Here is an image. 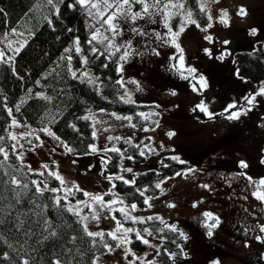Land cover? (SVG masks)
I'll return each mask as SVG.
<instances>
[{
  "label": "rangeland",
  "instance_id": "rangeland-1",
  "mask_svg": "<svg viewBox=\"0 0 264 264\" xmlns=\"http://www.w3.org/2000/svg\"><path fill=\"white\" fill-rule=\"evenodd\" d=\"M95 2L103 4V0ZM112 2L113 0H109V3ZM147 2L152 4L155 0ZM168 2L169 0H161L159 8L162 9L164 3ZM178 2L184 4V0H171V3ZM198 4L206 9L208 15L212 17L211 21L204 26L200 25L199 28L196 24L188 23L183 32L179 31L181 23L174 28L169 20L170 33L169 27L164 25L163 12L157 14V9L150 8L152 16H144L135 23L130 17L128 20L117 17L123 35L116 37L113 43L121 46V55L124 53L122 45L129 40L132 42L127 62H119L123 64L120 79L123 76L124 80L121 96L125 100L130 98L135 102H152L161 113L153 125L133 127L128 120L116 119L112 113L119 117L129 115L114 110H88L85 116L90 117L93 131H96L91 145L95 146V152L102 148L114 147L121 150L129 143L128 141L139 143L143 140L151 156L147 155L142 166L154 165L163 153L187 161L197 157L201 164L175 172H181V175L173 173L161 178L158 182L164 181L161 189H158L154 196H149L153 198L149 202L151 206L136 205L133 211L132 204L124 201L123 204L113 205L116 209L124 208L130 212L131 216L137 218L136 223L131 220L125 221L120 211L101 209L99 205H93L99 212V217L93 219L92 211L88 207H83L79 218L88 216V220L82 221L84 225L87 224L88 231L112 232L117 228L116 221L119 220L124 229L139 230L143 238L149 241L143 249H138L131 244L117 247L116 240L115 245H110L111 251L106 248L95 255L94 264H130L133 256L128 255L125 258L126 249L129 248L136 257L154 264L152 261L161 239L144 232L145 228L149 231L150 229L139 222L140 218L150 216L166 219L186 234L187 239H183L181 243L183 258L177 260L176 264H264V243L257 239L264 238V232L260 231V226L264 225V200L253 195L258 191L264 194V185H259V181L264 179V166L259 163L264 151V95L257 96L251 110L246 115H241L238 120H228L226 118L228 113L224 112L230 103H236L238 108H247L243 98L255 94L264 87V81L255 83L237 75L231 60V53L236 48L251 50L257 40H260L264 47V0H198ZM242 6L246 10V15L243 16L238 14ZM142 8L143 5L135 4L132 11L142 12ZM113 11L114 8L108 9L104 19ZM168 11L175 15L177 9L171 8ZM180 11L184 18L190 12L185 6ZM224 11L227 15L223 17L224 22H221ZM179 16L182 19V16ZM191 19L194 20L192 17ZM209 23L212 24L211 28L207 27ZM133 27L147 35H134L131 32ZM13 28L16 30L15 33L11 31ZM99 29L101 33L111 38L107 25L99 26ZM252 29H256L255 35L250 34ZM157 32L170 43L164 44L162 40H157ZM6 33L0 43V50H3L6 56H12L13 50L24 43L30 35L16 27H11ZM177 33L178 35H173ZM206 36H210L211 40L205 39ZM225 41L228 43L225 44ZM153 49L160 54L156 55ZM181 49L184 57L183 67L195 68V76L197 78L203 76L206 80L207 87L202 91H193L192 84L196 81L192 80L191 76L184 80L172 70L171 65L176 61L170 58L173 56L178 58ZM205 49L208 52H205ZM221 55L223 59H220ZM84 71H87L88 78L98 82L89 69H83L78 74L81 75ZM185 75L189 74L185 72ZM197 88L199 89V84ZM172 91H175L176 95H172ZM25 95H21L18 102L24 99ZM201 101H204L209 112L215 114L213 118H183L162 113L163 108L174 113L183 112L188 103L198 105ZM13 119L15 118L10 115L8 130L9 134L17 137V140H12L11 149L12 145L16 144V153L23 152V162L33 170L41 171L43 165H48L47 170L60 177V184L63 181L60 187L63 190L60 193L65 192L70 184L78 182L88 187L91 190L90 194L103 196L105 203L120 198L117 194L104 195L113 184V181L107 179L110 175L100 176L93 170L82 169L77 161L70 159L69 152L61 143L65 141L51 127L31 126L15 119L19 125L16 126L12 125ZM232 124L235 125V133L221 142L219 140L216 142L215 140L221 139ZM43 128H48L60 140L46 135L41 131ZM169 132H174L175 135L169 137ZM29 133L40 137L33 146L23 144L21 140L23 135ZM109 137L112 139L109 140ZM117 137L119 139H116ZM20 145H23V148ZM3 147L8 152L9 148ZM211 147L215 148L208 154ZM128 157L123 155L121 168L116 175L131 181L138 166H135ZM236 161L246 162L249 168L256 169L255 166L258 168L256 171H247L228 167L234 165ZM50 163H53V166H50ZM126 168H132V172L124 171ZM248 177H251V181ZM34 180L42 181V188L44 184L56 188L39 177H35ZM86 199L88 198L69 199L67 205H75L78 200ZM205 212L212 214L211 220L206 221ZM113 216L116 219H113ZM216 218H219L220 223L209 237L205 222L211 225L215 223ZM116 235L124 238L122 231ZM127 238L131 239V232L127 233ZM136 264H141V261L137 259Z\"/></svg>",
  "mask_w": 264,
  "mask_h": 264
},
{
  "label": "trees",
  "instance_id": "trees-1",
  "mask_svg": "<svg viewBox=\"0 0 264 264\" xmlns=\"http://www.w3.org/2000/svg\"><path fill=\"white\" fill-rule=\"evenodd\" d=\"M74 3L75 0H63V3L60 0H53L54 8L47 3V0H0V8L4 10V15H0V43L11 27L30 33L26 39L27 44L20 53L14 55L13 52V60L8 63L0 61V137H3L0 146L9 148L7 160L0 154V264H24L25 260L29 264H52L56 259H59L61 264H94L95 255L106 249L105 243L116 244V240L112 239L107 231H103L102 240L99 236H87L80 218L66 210L69 199L84 198L83 191L91 193L88 187L78 182L70 184L67 189L75 192L78 186L83 191L76 192L75 196H69L67 201L61 200L60 207L54 206L52 197L63 196L65 192H45L42 196L35 192V186L31 183L35 177L41 178L52 187L60 188L62 184L56 176H50L45 168L41 171L32 169L29 172L28 164L21 163L18 159L10 147L12 140L9 138L8 109H12L11 115L23 123L37 127H51L73 149L69 153L70 159L77 161L82 169L93 170L100 176H116L123 157L117 152L105 151L112 148H102L98 152H93L89 148L94 140L93 127L89 119H83L85 113L94 109L114 110L132 117L131 123L136 127L153 125L161 113L152 102L128 103L121 100L123 87L116 83L120 80L121 74L117 72L121 50L111 60L106 59L107 53L99 59L94 57L91 48L95 46L103 52L105 45L95 41L89 45L87 41L101 26L102 21L97 23L79 6L68 7ZM184 6L199 25L204 26L209 22L208 13L205 8V11L201 12L198 0H184ZM56 8L59 9V15L56 14ZM49 20L52 21L51 24L48 23ZM181 20V17L175 14L170 18V24L175 28ZM77 37H79V47L82 49L79 55L75 53L74 41ZM65 49L71 51L66 53ZM68 55L72 56L71 65L67 59H62V56ZM81 56L88 58L86 65L82 63ZM231 60L239 76L255 83L264 81V47L260 40L255 42L251 50L234 49ZM105 64L108 66L104 67ZM69 67L71 71L77 72V77H80L79 71L89 69L98 82L89 84L87 80L81 82L78 78L74 79ZM37 93L41 95L37 96ZM23 94H26L25 98L18 102ZM196 106L194 103H188L186 110L178 113L163 108L162 113L183 118H207L208 116L199 109L193 111ZM17 108L19 111L16 110ZM139 113H144L148 119L138 115ZM73 124L79 131L71 127ZM234 133L235 125L232 124L221 139L215 141L221 142ZM25 136L27 139L22 138ZM22 137L23 144L28 146H33L39 141L35 134L31 136L25 134ZM28 140H31V143ZM137 145L139 147H136ZM214 148L211 147L208 154ZM140 149L144 150V156L140 155ZM120 152L131 156L132 163L138 166L133 174L136 183L132 185L125 184L121 180H113L116 185L114 193L125 203L138 206H145L144 198L154 196L158 192L155 185L161 178L179 169L201 164L197 157H192L190 161L182 160L184 163H180L172 159L174 156L163 153L154 165L142 166L147 155L151 156L143 140L139 143L126 144ZM102 158L107 161L106 167L102 163ZM262 158L264 151L259 163ZM49 165L53 166V163ZM260 165L264 166L262 163ZM228 167L247 171H256L258 168V166H255L256 169L242 168L239 166V161ZM21 172L26 173L21 183L28 185L27 190L10 183L12 176L20 180ZM39 172H43L44 175H39ZM138 188L147 189L144 196L136 191ZM150 217L153 219L144 218V225L154 236L161 239L152 262L176 264L177 260L183 258L181 243L184 238L165 227V223L171 225L168 220ZM46 220L51 221V228L44 223ZM161 220L165 223H161ZM51 231H55L57 235L50 236ZM131 241V245L135 248L145 247L144 243L136 239L135 231L131 232ZM5 253L7 256L4 255ZM170 253H175V256H170Z\"/></svg>",
  "mask_w": 264,
  "mask_h": 264
},
{
  "label": "snow or ice",
  "instance_id": "snow-or-ice-1",
  "mask_svg": "<svg viewBox=\"0 0 264 264\" xmlns=\"http://www.w3.org/2000/svg\"><path fill=\"white\" fill-rule=\"evenodd\" d=\"M60 2L63 3V0H60ZM47 3L49 5H52L55 8V5L53 4V0H47ZM160 3H161V0H155V3H152V4H149L147 2V0H113L112 3H109V0H103V4L101 5L99 3H96L95 0H75V3L68 5V7L75 8V7L79 6L82 10H84L87 13V15L89 17H91L97 23H100L102 21L101 27H103L104 25H107V31H109L111 33V38H109L108 36H106L103 33H101L100 29L97 28L95 33H93V35L87 41V43L89 45H92L93 42L95 41V42H98L100 44L105 45V50L103 52L100 51L95 46H93L91 48V54L94 57H96L97 59H99L100 56H104L105 53H107L106 59L111 60L112 57L115 56V54L120 51V47H121V46L115 45L113 42L116 39V37L123 35L122 29H120L119 26H118L117 17H123V19H125V20H128L129 17H130L131 21L133 23H135L138 19H143L144 16L151 17L152 16V12H150V8L151 9H157L158 10L157 14H159V12H163V14H164L163 15L164 25H165V27H169V32L171 33V28L169 26L168 21L170 20V18L173 15V13H170L168 10L171 9V8H175V9H177V12L175 14H178V15L182 16V20H181V24H180V28H179L180 32L184 31V29L187 27L188 23H193V24H196V26L198 28L200 27V25L195 20L191 19V13L190 12L188 13L186 18L183 17V13L180 11V10H182L184 8V4L183 3H179V2L178 3H171V0H169L168 3H164L162 9L159 8ZM135 4L143 5L142 12H133L132 11V7ZM101 7L103 8V11H101ZM110 8H114L115 11L111 12L110 14H108L107 18L104 19L105 13H107L108 9H110ZM93 10H95V11H93ZM200 10H201V12L205 11L203 6H201ZM56 14L59 15V9L58 8H56ZM238 14L241 15V16L246 15V10L243 8V6L239 9ZM0 15H4V10L2 8H0ZM226 15H227V12L224 11L222 13L221 22H224L223 21V17L226 16ZM208 19H209V21H211L212 17L209 15ZM48 23L51 24L52 21L49 20ZM153 23H155L154 20H153ZM207 27L211 28L212 24L209 23L207 25ZM204 30H206V29H204ZM11 31H12V33H15L16 30L13 28V29H11ZM69 31H71V29H69ZM131 32L134 35H139V36L147 35V33H145L144 31H142V30H140L138 28H135V27H133L131 29ZM250 34L255 35L256 34V29H252ZM5 35H7V33ZM173 35H178V33L177 34H173ZM156 39L157 40H162L164 44L170 43L169 40L163 39L160 36L159 32L156 33ZM205 39L211 40V37L210 36H206ZM105 42H106V44H105ZM10 43L11 42H9V44ZM74 43L76 45L75 53L78 54V55L81 54L82 49L79 47V37L76 38ZM131 43H132L131 40H129V41L126 42V44L122 45V47H124V53L120 56V61L125 62V63L127 62V59L129 57V55L131 54L130 51H129L130 48H131ZM224 43L227 44L228 42L225 41ZM25 44H27V41H24V43L20 44L19 47L15 48L13 50L14 55L19 54L21 49L25 46ZM176 46L179 47V45H176ZM70 51H71V49H65L66 53H68ZM153 51L155 52L156 55L160 54L159 51H157L156 49H153ZM180 51H181V54L179 55L178 58L176 56H173V57L170 58V59L176 61L174 64L171 65L172 70L176 71L180 75V77L182 79H184V80H188L189 76H191L192 80L196 81V83L192 84L193 91H198V90L202 91L205 87H207V82H206L205 78L203 76H200L199 78H197L195 76V73H196V69L195 68L190 67V66L187 67V68L183 67L184 57L182 55V49ZM205 52H208V50L205 49ZM208 54L211 55L210 52ZM14 55L13 56H6V53L3 50H0V61H2L4 63H8L10 60L14 59ZM62 59H67L68 62H69V65H71V61H72V56L71 55H68L66 57L62 56ZM220 59H223V55H221ZM81 61H82V63L84 65H86L88 63V58L85 57V56H81ZM107 66H108L107 64L104 65V67H107ZM69 71L71 72V75H72V77L74 79L78 78V79L81 80V82H84L85 80H87V83H89V84L95 83V81L93 79L88 78L87 71L82 72L80 77H77V72L76 71H71V67H69ZM117 72L118 73H122L123 72V64L122 63L118 64ZM185 72H187L189 75H185ZM237 75H238V72H237ZM37 83H39V81H37ZM116 83L119 84L121 87H123L124 86L123 76H121V79L116 81ZM133 83H135V82L133 81ZM197 84H199V89L197 88ZM29 91H31V90H29ZM171 94L172 95H176V92L172 91ZM40 95H41L40 93H37V96H40ZM262 95H264V87H261L255 94H253L251 96H245L243 98V100L246 102V104L248 106L247 108H245V107H239L238 108L236 103H230L224 109V112L228 113L226 118L228 120H238V119H240L241 115H246L247 112L251 110V106L254 104V102L256 100V97L257 96H262ZM44 99H50V98L49 97H44ZM121 100H124V102H128V103L132 102L130 98L125 100L124 97H121ZM197 109H199L201 112L205 113V115H207L209 119L213 118L214 115H215L214 113L208 111L204 101H201L196 106V108L193 109V111L195 112ZM232 109H235V111H233ZM16 110L19 111V108H17ZM101 111H103V110H101ZM8 113H9V115H11L12 109H8ZM112 115L115 116L116 119H125V120H128L129 122H131V119H132V117H130V116H128V117H119V116H116L115 113H112ZM138 115H140L142 117H145V119H148V117L145 116L144 113H139ZM83 119L87 120V119H90V117L85 116V117H83ZM12 125L19 126L18 122L15 119L12 120ZM132 126L135 127V125H132ZM71 127H73L74 130L79 131L78 129H75V125L74 124L71 125ZM94 128H95V126H94ZM5 131H7V129H5ZM41 131L44 132L48 136H52L57 141L60 140V138L58 136H56L55 133L49 131L48 128H43V129H41ZM145 131H147V129H145ZM31 135H32V133L28 134V136H31ZM92 135H93V137H95V135H96V131L95 130L92 132ZM168 135H169V137H171V136L175 135V133L174 132H169ZM9 138L11 140H13V141L17 140V137L15 135H12L11 133L9 134ZM22 138L27 139V136L22 137ZM36 139L39 140L40 137L36 136ZM111 139H112V137H109V140H111ZM116 139H119V137H117ZM148 139H151V138H148ZM0 140H3V137H0ZM28 142L31 143V140H28ZM128 142L130 143V141H128ZM41 143H42V141H41ZM61 143L64 145V148H65V150L67 152L71 153L73 151V149L71 147H69L67 143H65L63 141H61ZM16 147H17V145L13 144L12 145V150L17 155L18 159H20L21 163H23V152L16 153ZM20 147L23 148V145H20ZM136 147H139V146L137 145ZM147 147L148 146L145 145V148H147ZM161 147H163V146L161 145ZM89 148L93 152L96 151V148L93 145H89ZM149 150L150 151H154V149H149ZM53 151H55V148L53 149ZM105 151L117 152V153H119L121 155V157H123V153H121L120 149H118V148L114 147L112 149H106ZM0 154L3 155L5 160L8 159V155L9 154H8L7 151H5L3 146H0ZM140 155L141 156L145 155L143 149H140ZM128 159L131 160L132 157L129 156ZM172 159L178 160L180 163H184V161L179 160L178 157H172ZM102 163L106 167L107 161L104 160L103 158H102ZM261 163L264 164V158H262ZM239 166L242 167V168H247L248 167L247 163L244 162V161H240L239 162ZM42 167L47 169L48 165H43ZM165 167H168V165H165ZM123 170L126 171V172H129V173L132 172V168H126V169H123ZM28 171L31 172L32 169L29 167ZM38 174L41 175V176L44 175L43 172H39ZM181 174H182L181 172L175 173V175H181ZM25 175H26V173L21 172L20 173V180H18L16 176H12L11 180H10V183L13 184V185H17L21 189L27 190L28 185L21 183V180L24 178ZM49 175L50 176H56L57 179H60V177L56 173H53L51 171H49ZM107 179L109 181L121 180L125 184H132V185H134L136 183L135 178H133L131 181H129V180L124 179V177L120 176V175H116V176L110 175V176L107 177ZM248 179H249V181H251V177H248ZM31 183L35 186V192L37 194L41 195V196L45 192L59 193V192H61L63 190V189H60V188L49 189L47 184H44V186L42 188L41 187V184L43 183L42 181L33 180V181H31ZM61 183L63 184V181H61ZM163 183H164V181H161L160 183H157L155 185V187L157 189H161V185ZM259 185H264V179H261L259 181ZM204 186L207 187V185H204ZM115 187H116V185L113 183L111 185V188L109 189V191L107 193H105L104 195L111 194V195L115 196L116 194L113 192V189ZM81 191H83V190L80 189L77 186L75 192L72 191V189H67L63 196L54 195L52 197V199L54 201V206L60 207L61 200L67 201L69 196H75L76 192H81ZM136 191L139 192V194L141 196H144V193L147 191V189L145 188V189L141 190V189L138 188V189H136ZM18 195H19V193H18ZM83 195L85 197H87L88 199L83 200V201H79L78 200L75 205L68 204L66 210L68 212H71L73 215L79 217L80 216V212L82 211V208L83 207H88L92 211V218L93 219H97L99 217V212L96 211L93 208V205H99L101 209L107 208L109 211H112V212L120 211L125 221L131 220L133 223L137 222V218L131 216L130 212H128L126 209H124V208L116 209V208L113 207V205L117 204V203L123 204V199L122 198H117V199H114L112 201H109V202L105 203L104 200H103V196H101V195H92V194H90V193H88L86 191H83ZM253 195H256L258 199L264 200V194H260L259 191L256 192V193H253ZM152 199H153L152 197H145L144 198V203L148 204L149 206H151L149 202ZM17 203H19V201H17ZM131 209L134 211L136 209V204H132L131 205ZM204 216L206 218V221L212 219V214L211 213L205 212ZM113 219H116V217L113 216ZM147 219L148 220H152L153 217H148ZM80 220H81V222L82 221H86V220H88V216L80 217ZM139 222L140 223H144L145 221H144L143 218H140ZM44 223L46 225H48L49 228L52 227L51 221H47L46 220V221H44ZM116 223H117V228L114 231L109 232L108 235L112 239L118 241V243L116 245L117 247H121V246H123L125 244H131L132 241H131L130 238H127V233L133 232V231H135L137 240L141 241L144 244H148L149 243V241L147 239L143 238V236H142V234H141V232L139 230L132 229V228L124 229L123 225L120 223L119 220H117ZM161 223H165V222L163 220H161ZM219 223H220L219 218H216L215 223H213L211 225H208L205 222V226L208 228L207 235L209 237H211L213 235V229L215 227H217L219 225ZM165 227L168 228L170 231L177 233L180 237H183L184 239H187V236L184 233V231L180 230L177 225H175V224L167 225L165 223ZM84 231H85L86 235L89 236V237H97V236H99L101 238V240L103 239V236H104L103 232H91V231H88L87 224L84 225ZM120 231L123 232L124 238L118 237L116 235V233L120 232ZM143 231L147 232L149 235L152 234L147 228H145ZM260 231L264 232V225L260 226ZM56 235H57V233L55 231H51L50 232V236H56ZM73 239H75V237ZM257 239H260L261 242L264 243V238L257 237ZM104 247L108 248L109 251L112 250L111 246L106 244V243L104 244ZM178 247H179V245H178ZM181 251H183V249H181ZM157 254H159V253H157ZM4 255L7 256L6 253ZM128 255H132L133 256V260L130 261V264H136V260L137 259H139L141 261V264H150V262H146L142 258L136 257L135 253H132L130 248L126 249L125 258H127ZM169 255L170 256H175V253H170ZM24 264H29V262L27 260H25ZM52 264H61V261L59 259H56V260H54L52 262Z\"/></svg>",
  "mask_w": 264,
  "mask_h": 264
}]
</instances>
